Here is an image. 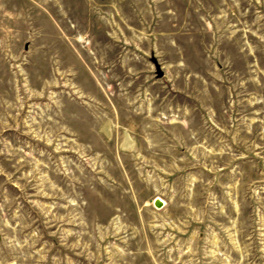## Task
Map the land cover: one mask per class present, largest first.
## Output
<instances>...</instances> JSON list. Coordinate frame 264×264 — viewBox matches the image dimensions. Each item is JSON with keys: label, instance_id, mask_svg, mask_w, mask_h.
I'll return each instance as SVG.
<instances>
[{"label": "rangeland", "instance_id": "obj_1", "mask_svg": "<svg viewBox=\"0 0 264 264\" xmlns=\"http://www.w3.org/2000/svg\"><path fill=\"white\" fill-rule=\"evenodd\" d=\"M11 262L264 264V0H0Z\"/></svg>", "mask_w": 264, "mask_h": 264}, {"label": "water", "instance_id": "obj_2", "mask_svg": "<svg viewBox=\"0 0 264 264\" xmlns=\"http://www.w3.org/2000/svg\"><path fill=\"white\" fill-rule=\"evenodd\" d=\"M159 75H162V73H161V72H159ZM160 201H161V200H160ZM160 201H159V202H160ZM11 264H15V262H11Z\"/></svg>", "mask_w": 264, "mask_h": 264}]
</instances>
